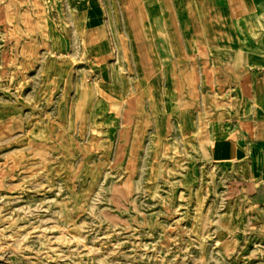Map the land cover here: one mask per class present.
Listing matches in <instances>:
<instances>
[{
    "label": "rangeland",
    "instance_id": "rangeland-1",
    "mask_svg": "<svg viewBox=\"0 0 264 264\" xmlns=\"http://www.w3.org/2000/svg\"><path fill=\"white\" fill-rule=\"evenodd\" d=\"M158 26L141 0H0V264H264L262 134L205 44L148 74Z\"/></svg>",
    "mask_w": 264,
    "mask_h": 264
},
{
    "label": "crops",
    "instance_id": "crops-1",
    "mask_svg": "<svg viewBox=\"0 0 264 264\" xmlns=\"http://www.w3.org/2000/svg\"><path fill=\"white\" fill-rule=\"evenodd\" d=\"M141 1L144 12L148 15L149 42L156 43L152 36L151 26L152 24L159 25L158 29H155V35L160 34L157 43L162 44L165 49L161 54L157 53L159 57L156 62H151L146 51L143 53V65L147 67L148 74L166 75L171 80L168 65L166 64L164 71L159 68V58H167V43H173L176 49H180L183 42L191 49H194L198 42L200 45L198 49L205 44L208 58L214 63L217 77L224 85H229L237 91L235 95L238 100L231 101L229 104L233 105L238 102L239 111H242L245 116H253V122L258 126V132L262 134L263 140L264 0H173V4L166 3L165 0H159L158 3H152L150 0L148 3L145 0ZM172 12L174 21L169 19ZM181 15L184 18H181ZM163 20L166 24L168 21V26L173 27L168 40H165L167 38L165 29L164 35L162 33L160 24ZM183 21L190 28V35L186 36L183 33ZM176 37H178L179 45L176 44ZM248 44L253 49H249ZM255 106H261L260 118L254 117V110L258 111ZM233 148L232 145L219 147L225 151ZM239 150H242L241 147ZM262 156H264V151H262ZM252 203L264 206V183L253 192Z\"/></svg>",
    "mask_w": 264,
    "mask_h": 264
}]
</instances>
